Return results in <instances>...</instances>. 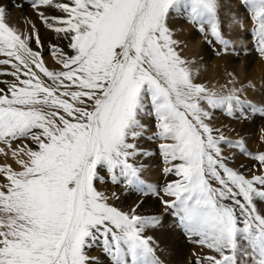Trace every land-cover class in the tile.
Here are the masks:
<instances>
[{
  "label": "snow or ice",
  "instance_id": "6c2138e0",
  "mask_svg": "<svg viewBox=\"0 0 264 264\" xmlns=\"http://www.w3.org/2000/svg\"><path fill=\"white\" fill-rule=\"evenodd\" d=\"M30 7L55 34L48 47L56 67L46 66L36 23L29 19L27 32L10 26L9 3L0 0V153L15 164H0V264H100L101 256L164 264L152 233L169 217L199 249L189 264H264V150L254 154L243 136L230 139L213 125L216 110L234 120L264 117V100L243 98L254 85L234 72L216 88L194 82L168 23L184 9L205 43L227 55L235 44L222 0ZM236 8L228 19L241 26L239 11L247 13L264 59V0H236ZM141 140L161 141V172L174 179L146 178L152 152ZM225 147L253 161L251 175L243 163L230 166L235 156ZM109 184L140 199L125 211L111 202L118 191L101 190ZM148 199L163 211L142 214Z\"/></svg>",
  "mask_w": 264,
  "mask_h": 264
},
{
  "label": "rangeland",
  "instance_id": "374dc122",
  "mask_svg": "<svg viewBox=\"0 0 264 264\" xmlns=\"http://www.w3.org/2000/svg\"><path fill=\"white\" fill-rule=\"evenodd\" d=\"M233 1L235 2L236 0H233ZM6 2L9 3V6H10L8 13L6 14V19H8V23L9 22L16 23V21H18V15L21 13L20 10H22L23 15L25 16V19L33 18L34 22L36 23V27L40 32L41 37L43 36V33H45V36L42 37L43 40H46L49 38H51V41L55 40V34L50 32V30H48L45 26H43L42 23L37 19V14L30 7L31 0H6ZM16 3H21L24 5V7L18 8L14 6ZM179 16L183 17L184 13ZM239 16L241 17V26L236 27L235 29L236 39L232 40V42L235 44V49L233 50L230 48L229 53L227 55H217L215 53L214 48L210 46L208 43H205L204 37L201 38L203 39L202 41L204 42V44L209 48V54H211L209 59L210 60L212 59V61H215V62L217 61L216 62L217 64L220 63L218 62L219 60L221 61V64H222L221 66L218 67V65L215 63L216 70L212 73V76H210L211 74L209 75V77L207 75L205 76L207 79H209L208 81L212 79H213L212 82L219 81L218 82V86H219L221 84H224V82H226V80L228 79L227 74L229 72L235 71L234 73L236 74V76L239 78L240 81L245 82L246 84L248 82H251V84L254 85V90L250 89L243 98L247 100H251L254 104H257L259 101L264 100V59H262L261 56L256 51L255 41L250 31L252 22L249 19L245 18L247 16V13H245L244 11H240ZM226 19L224 20V27H226V30H227L228 27L225 24L228 22L230 23V20L228 19L226 20ZM36 21L40 22V25ZM229 23H228V26H230ZM191 28H197V27H191ZM32 45H34V43ZM49 54H51L49 49L45 50L42 53L43 56H47ZM221 68L224 69V72L222 75L220 72ZM205 84L209 88L215 87V84H212V83L209 84V82H206ZM213 114H214L213 115L214 127L223 128L224 134L228 136L230 139H236L237 136L240 135L245 138L246 147L249 150H251L254 154L257 151L264 150V144L261 143V141L264 140V133H262L261 131L262 129H264V117L257 115V116L250 118L247 121H241V120H234L232 118L227 117V115L223 111H220V110H216ZM146 123L148 124L150 131H155V128H154L155 121L153 118H151V121L146 122ZM232 129H234L235 131H232ZM160 142L161 141L159 140L146 141L147 143L146 145H149L148 148L150 147L149 150L152 152V156L150 160L152 159V161H154V162H150L151 164L149 168L151 169L150 170L151 172L150 171L149 172L152 173V175L148 176L149 178L147 179L153 183H159L162 185L166 180L174 179V176H171V175L165 176L161 172V169L164 166V164L162 161V157L159 153V149L157 147V145ZM0 145L1 147L3 146L2 144ZM225 152L226 154L230 156H233V155L235 156L234 160L229 161L230 166L237 167L241 163H243L245 165V168L243 169L245 174L246 175L252 174L249 171V167L253 163V161L250 158L241 155L239 153V150L235 148L229 149L225 147ZM3 158H6V157L2 156V154L0 153V161L2 162V164L3 162H6V159H7V163H9L8 157L4 160ZM150 160L147 159L146 162ZM146 167H148L147 163H146ZM252 171L254 172L255 169H252ZM103 189L104 190L106 189L105 192H108L110 190L112 192V189H114V187L111 184H109L107 187H104ZM127 196H128V201L126 204L123 205V208H122L125 211H127L134 203H136L137 200L140 199V197L134 193H127ZM145 203L146 205H149V206L151 205V207L152 206L154 207L153 210L154 209L155 210L152 211L151 213H161L163 211L162 206L154 199H148L145 201ZM149 210L147 208L146 213H149L148 212ZM156 233L161 237L159 240L163 241V242L158 243L159 249L163 248V252L162 253L158 252V255L164 261V264H179V263L189 264L190 260L194 259L193 252L199 251V249L197 248L195 244L190 243L186 239L185 235L182 233V231L179 228L172 226V220L170 217L166 218L165 226L159 229V231H156ZM162 236H164L165 239H162ZM165 240H168V242L164 243L166 242ZM170 241H172L171 244H169ZM97 249L98 248H94L90 254L95 255V253H98V255H100L99 249L98 250ZM168 250H169V254H168ZM177 253L179 256L177 255ZM180 255L182 256V258L180 257ZM103 258L104 257L101 256L100 261L102 262L106 261V260H102ZM179 258L181 259L179 260Z\"/></svg>",
  "mask_w": 264,
  "mask_h": 264
},
{
  "label": "bare ground",
  "instance_id": "6f19581e",
  "mask_svg": "<svg viewBox=\"0 0 264 264\" xmlns=\"http://www.w3.org/2000/svg\"><path fill=\"white\" fill-rule=\"evenodd\" d=\"M6 2V0H5ZM7 3V2H6ZM222 3L224 5L223 9H222V16L224 18V20L227 18V17H230L231 15L235 14L237 12V8H236V1L234 2L233 0L230 1V0H222ZM19 8V7H18ZM10 9V6L8 8V10ZM11 11V10H10ZM20 14L18 15V21H16V23H11L9 22L10 26H14V27H17L19 30L23 31V32H27V31H30V26L28 24V20L29 19H25V16L23 15V11L20 10ZM8 13V11L6 12V14ZM17 13V12H16ZM184 13V16H179V15H182ZM240 13V11H239ZM15 14V13H14ZM17 16V15H16ZM27 16V15H26ZM33 17V16H31ZM8 18V17H7ZM28 18V17H27ZM30 18V17H29ZM228 19V18H227ZM226 19V20H227ZM32 21V19H30ZM229 20V19H228ZM6 21L8 22V19H6ZM38 21V20H37ZM36 21V22H37ZM39 23L40 25V22H37ZM169 26L174 29L175 31V38L177 40L180 41V50H181V55L186 58L187 60H189L191 62V67H192V71H193V79H194V82H197V83H206V82H209V84H215V87H218V82H212V80L208 81L209 79L206 78L205 75H207L209 77L212 76V73L216 70V66H215V61H212V59L210 60V55L209 54V48L204 44V42L202 41L203 39H201L203 37V34L200 33L197 28H191V27H198V26H195L192 24V22L190 21V18L186 15L184 9H181L179 12H176V13H173L170 17H169ZM229 23V22H228ZM228 23H226L225 25L228 27L227 28V33H228V36L231 38V40H235L236 39V35H235V29H236V25H234L231 21L229 23L230 26H228ZM38 25V24H37ZM41 27V26H40ZM239 27V26H238ZM226 29V27H225ZM42 32V31H41ZM45 36V33H43V36ZM51 37V36H50ZM49 38V37H48ZM43 40V39H42ZM53 40V39H52ZM52 42L51 41V38L49 39H46V40H43V43H44V50H47L49 49V43ZM62 43H66V42H62ZM32 47L35 49L36 46L35 44L32 45ZM42 52V53H43ZM45 62H46V66H48L50 69L56 67L55 65V61H54V58L51 56V54L47 55V56H43ZM224 58V57H223ZM221 59V58H220ZM218 60V59H217ZM218 62L220 63H216L219 66H221V61L218 60ZM241 69V68H240ZM219 70V69H218ZM220 72H221V75L223 74L224 72V69L221 68L220 69ZM235 72V71H234ZM237 73V72H236ZM218 75V74H217ZM228 78V77H227ZM223 82V81H222ZM225 83V82H224ZM217 85V86H216ZM247 94V93H246ZM214 115V114H213ZM151 121V117H145L144 118V122H149ZM221 122V121H220ZM147 124V123H146ZM141 145L143 147H147V149H150V147L148 148L149 145H146V141L145 140H141L140 141ZM3 145V144H2ZM13 147H15V145H13ZM0 148H5V151H7V146L6 145H3L1 147L0 145ZM152 150V148H151ZM2 154V153H1ZM10 154V153H9ZM2 156H4V154H2ZM11 156V155H10ZM10 156H8V159H9V163H13V166L15 167V164L14 162L11 160ZM6 159V158H3V160ZM150 160V159H149ZM1 162V161H0ZM150 162H154L152 161V159L147 163L148 165V169L146 170L145 172V176H147L146 178H149L148 176L152 175V173H150L151 169L149 168L150 166ZM3 163H7V159H6V162H3ZM2 164V162L0 163ZM150 171V172H149ZM149 174V175H147ZM150 181V180H149ZM102 191H106V189L104 190L103 188H101ZM112 191H118L120 193V199L118 201H111L113 204H115L116 206L120 207L121 209L123 208V205L127 203L128 201V196H127V193H125L122 189H117V188H114L112 189ZM110 191L106 192V193H110ZM152 202V201H151ZM148 208V212L151 213L153 210V206L151 207V205H146V203H144L143 207L140 209V212L141 213H146V210ZM159 231V230H157ZM156 239V241L159 243V242H163L161 240H159L161 237L155 232V233H152ZM162 239H165L164 236H162ZM166 242L164 243H167L168 240H165ZM178 241V240H177ZM172 241H170L169 244H171ZM173 245V244H172ZM174 247V246H173ZM98 250V249H97ZM163 250V248L161 249ZM176 250V249H175ZM166 251V250H165ZM98 252V251H97ZM158 252H163V251H158ZM182 253V252H181ZM180 253V254H181ZM168 254H169V250H168ZM184 254V253H183ZM94 255V254H92ZM95 255H98V253H95ZM178 255V253H177ZM182 255V254H181ZM180 255V257L182 258V256ZM179 256V255H178ZM175 257V256H174ZM179 258V260L181 259ZM171 259V258H170ZM102 260H106V259H102ZM165 260V259H164ZM173 260V259H172ZM187 261V260H186ZM185 261V262H186ZM100 264H107L106 261L102 262L100 261ZM180 264V263H179Z\"/></svg>",
  "mask_w": 264,
  "mask_h": 264
}]
</instances>
